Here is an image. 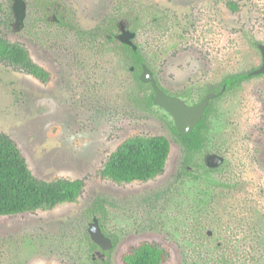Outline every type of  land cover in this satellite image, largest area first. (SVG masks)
<instances>
[{
    "label": "flooded vegetation",
    "instance_id": "af4514ba",
    "mask_svg": "<svg viewBox=\"0 0 264 264\" xmlns=\"http://www.w3.org/2000/svg\"><path fill=\"white\" fill-rule=\"evenodd\" d=\"M6 1L9 5L3 6V12L11 25L17 24L15 34H31L40 47H48L46 39L62 42L61 48L72 52L73 60L100 73L98 81L89 84L92 89L108 94L111 80L116 86L118 111L140 124L152 122L156 129L161 126L166 131L131 136L116 148L136 137L164 139L169 151L163 171L155 177L116 182L103 176L102 169L100 174L120 184L152 181L165 173L177 153L176 169L163 197L172 210L164 228L165 237L173 241L185 263L264 264V29L258 28L264 24V0H242L254 26L239 29H228L217 19L216 0L205 4L188 0L180 13L146 0H101L107 5L105 9L96 7L99 13L88 16L91 22L81 20L82 11L75 0H22L25 15L19 19L14 0ZM240 2L226 1L234 13L240 12ZM187 26L192 27L189 44L206 48L211 68L192 85L166 84L156 65L184 37ZM257 30L263 36H258ZM34 62L49 73L46 81L36 78L50 82L53 70ZM157 194L159 198L164 192ZM101 205L105 208L97 199L91 210ZM91 210L86 230L89 261L110 264L120 238L106 227V209L104 217L92 215ZM153 216L147 222L155 227ZM95 219L111 243L109 248L91 236ZM149 244L165 252L163 264L169 250L162 244Z\"/></svg>",
    "mask_w": 264,
    "mask_h": 264
},
{
    "label": "rangeland",
    "instance_id": "374dc122",
    "mask_svg": "<svg viewBox=\"0 0 264 264\" xmlns=\"http://www.w3.org/2000/svg\"><path fill=\"white\" fill-rule=\"evenodd\" d=\"M0 1L6 9L8 2ZM146 1L173 7L180 13L188 0ZM199 1L205 4L208 0ZM226 1L216 0L217 19L225 27L254 26L245 1L238 0L241 1L238 13L232 12ZM75 3L85 22H91L89 15L99 13L96 7L105 9L107 5L101 0H75ZM2 19L3 37L24 46L34 61L53 72L50 71V82L44 83L0 60V133L9 134L16 141L38 178L48 181L85 178L86 186L75 202L1 216L0 264H91L86 230L91 207L97 199L102 200L107 210V229L120 238L111 252L110 264H123V255L145 242L162 244L169 250L163 264H186L173 241L165 237L172 210L163 197L168 194L170 178L176 169L177 153H173L165 173L152 181L120 184L100 174L108 156L124 140L134 135L166 133L163 127L156 129L152 122L140 124L128 113L118 111L115 83L110 80L112 92L108 94L92 89L89 84L98 81L100 73L73 60L72 52L61 48L62 42L46 39L48 47H40L38 39L31 34H15L13 29L17 24H10L5 11ZM32 20L33 17L29 19L31 23ZM258 28L264 29V24ZM191 31L192 27L187 26L184 37L156 65L166 84L192 85L211 68L206 48L189 44L193 41ZM256 33L263 36L258 30ZM159 191L164 195L158 198ZM150 215H154L157 226L147 222ZM156 215H159L157 219Z\"/></svg>",
    "mask_w": 264,
    "mask_h": 264
},
{
    "label": "trees",
    "instance_id": "16d2710c",
    "mask_svg": "<svg viewBox=\"0 0 264 264\" xmlns=\"http://www.w3.org/2000/svg\"><path fill=\"white\" fill-rule=\"evenodd\" d=\"M3 5L0 2V60L21 68L41 80L49 73L37 65L28 51L2 35ZM169 151L159 137H136L124 142L107 160L102 175L116 182L146 181L163 171ZM83 178L43 180L34 175L16 141L0 133V217L52 209L64 202H74L82 194ZM102 208V209H101ZM92 215L106 214L103 205L94 206ZM95 215V214H94ZM165 252L155 244L145 243L124 255L126 264H161Z\"/></svg>",
    "mask_w": 264,
    "mask_h": 264
},
{
    "label": "water",
    "instance_id": "95a60500",
    "mask_svg": "<svg viewBox=\"0 0 264 264\" xmlns=\"http://www.w3.org/2000/svg\"><path fill=\"white\" fill-rule=\"evenodd\" d=\"M14 11L18 19L24 17L25 7L22 0H14ZM90 233L92 238L104 248H109V246H111L110 241L102 233L97 219L91 224Z\"/></svg>",
    "mask_w": 264,
    "mask_h": 264
}]
</instances>
